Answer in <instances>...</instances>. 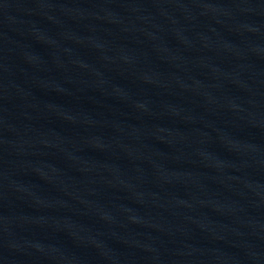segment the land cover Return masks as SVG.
I'll return each instance as SVG.
<instances>
[{
	"label": "water",
	"instance_id": "water-1",
	"mask_svg": "<svg viewBox=\"0 0 264 264\" xmlns=\"http://www.w3.org/2000/svg\"><path fill=\"white\" fill-rule=\"evenodd\" d=\"M0 264H264V0H0Z\"/></svg>",
	"mask_w": 264,
	"mask_h": 264
}]
</instances>
